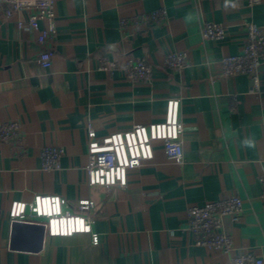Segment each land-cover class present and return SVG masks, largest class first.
Instances as JSON below:
<instances>
[{
  "label": "crops",
  "instance_id": "obj_1",
  "mask_svg": "<svg viewBox=\"0 0 264 264\" xmlns=\"http://www.w3.org/2000/svg\"><path fill=\"white\" fill-rule=\"evenodd\" d=\"M158 9L168 13L160 24L135 34L120 26ZM54 10L46 69L37 62L42 47L28 17L0 13V123L20 126L15 139L0 140V264H230L246 252L264 262V64L257 90L248 75L220 74V61L241 53L246 24L264 28V0L253 9L229 8L226 0H55ZM206 22L223 24L225 38H203ZM171 53H186L189 67H167ZM128 56L148 61L151 81L99 69L103 60ZM172 98L180 99L184 163L156 142L153 160L129 172L126 190L90 187L88 124L100 140L161 122ZM50 146L64 153L59 169L44 171L40 153ZM39 194L70 204L92 199L99 244L85 233L50 236L43 219L11 223L12 202ZM231 196L244 206L228 225L233 250L196 246L187 209Z\"/></svg>",
  "mask_w": 264,
  "mask_h": 264
},
{
  "label": "built area",
  "instance_id": "obj_2",
  "mask_svg": "<svg viewBox=\"0 0 264 264\" xmlns=\"http://www.w3.org/2000/svg\"><path fill=\"white\" fill-rule=\"evenodd\" d=\"M229 8L246 6L253 9L263 0H226ZM55 0H0V13L10 18L22 13L28 17L27 28L38 31L37 41L42 47L38 64L42 68L52 65L53 52L48 48L56 33ZM166 9H158L129 19H122L120 26L132 34L141 32L145 27L157 25L167 20ZM40 22L45 27L40 29ZM25 27L24 22L18 23ZM247 39L238 55H229L220 61L222 77L248 75L253 78L254 88L260 86L258 72L264 64V28L254 22H248ZM226 36L223 24L206 22L202 28L205 39L222 40ZM164 64L181 70L189 67L186 53H171ZM104 72L123 71L129 80L151 81L153 67L143 57L128 56L124 62L106 61L100 63ZM236 101V99H234ZM234 101V102H235ZM235 104V103H234ZM235 107V105H233ZM20 126L16 122L0 123V140L10 141L19 134ZM87 183L90 187L102 186L126 190L128 174L139 169L143 163L154 158V143L160 142L165 153L179 165L184 163L183 140L184 126L180 120V99L167 101L165 118L161 122L148 125L135 124L130 130L110 134L98 139L91 123L88 124ZM63 150L58 147H44L40 153L42 169L53 171L60 168ZM264 192V176L260 178ZM74 207V211L69 208ZM95 202L90 198L79 199L70 204L59 195H36L30 202L13 201L7 213L11 223H29L43 219L47 233L53 237H70L77 233L90 234L94 245L100 242L99 235L93 231L91 212ZM244 211L243 201L238 196L208 201L204 205L187 209V230L193 234L195 245L209 249L233 250V239L229 232V223H237ZM3 211L0 209V225ZM230 264H264L263 260L250 252L235 256Z\"/></svg>",
  "mask_w": 264,
  "mask_h": 264
},
{
  "label": "water",
  "instance_id": "obj_3",
  "mask_svg": "<svg viewBox=\"0 0 264 264\" xmlns=\"http://www.w3.org/2000/svg\"><path fill=\"white\" fill-rule=\"evenodd\" d=\"M15 224H16V223H15ZM16 225H18V224H16ZM41 227L44 229V226H43V225H42Z\"/></svg>",
  "mask_w": 264,
  "mask_h": 264
}]
</instances>
